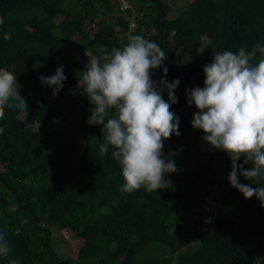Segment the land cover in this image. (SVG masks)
<instances>
[{
  "label": "trees",
  "instance_id": "1",
  "mask_svg": "<svg viewBox=\"0 0 264 264\" xmlns=\"http://www.w3.org/2000/svg\"><path fill=\"white\" fill-rule=\"evenodd\" d=\"M0 18V68L22 85L25 123L41 120L33 133L12 109L0 119V231L12 245L10 258L20 264H264V208L230 186L226 153L194 151L203 132L192 128L194 106L185 99L186 88L204 86L212 49L198 55L203 40L233 52L264 42V0H179L174 7L172 0H0ZM130 33L158 43L167 54L166 79L180 80L171 106L180 135L163 149L180 171L166 173L171 184L153 192L121 190L120 166L111 148L100 155L102 125L87 123L90 105L76 87L87 61L81 58L122 47ZM60 65L67 79L53 97L38 77ZM160 77L153 70V79ZM191 158L197 164L188 168ZM54 228L73 241L54 248Z\"/></svg>",
  "mask_w": 264,
  "mask_h": 264
},
{
  "label": "clouds",
  "instance_id": "2",
  "mask_svg": "<svg viewBox=\"0 0 264 264\" xmlns=\"http://www.w3.org/2000/svg\"><path fill=\"white\" fill-rule=\"evenodd\" d=\"M3 23L0 18V25ZM10 38L7 33L3 37L5 41ZM212 45V40L206 39L196 48L198 55L211 48L212 56L203 66L204 86L186 88V103L197 110L190 123L202 130L201 139L210 152L219 150L228 155L230 186L245 199L255 196L264 208V42L235 52L217 51ZM86 56L76 87L90 105L87 123L102 125L100 155L111 148V156L120 166L121 190L132 193L141 188L147 192L168 188L171 182L165 174L180 171L174 160L163 154L165 140L180 135L179 117L171 107L178 102L175 89L180 80L166 79L167 54L155 41L130 33L122 47ZM157 68L161 70L158 80L153 79ZM38 79L55 97L67 77L60 65L53 75ZM21 87L13 71L0 68V119L6 108L12 109L17 121L39 133L41 120L25 123L29 106ZM70 92L75 95V91ZM240 177L250 183H241ZM209 205L206 202L205 206ZM11 253L7 234L0 231V259L20 264L18 258H10Z\"/></svg>",
  "mask_w": 264,
  "mask_h": 264
},
{
  "label": "rangeland",
  "instance_id": "3",
  "mask_svg": "<svg viewBox=\"0 0 264 264\" xmlns=\"http://www.w3.org/2000/svg\"><path fill=\"white\" fill-rule=\"evenodd\" d=\"M173 2V7H174V4L178 5L179 4V0H172ZM84 57V58H83ZM81 58V62H84L88 59L87 56H83ZM197 111L196 108L194 107V112ZM209 147L206 142H204L201 138H199L195 148H194V151L195 152H198V153H202L205 148ZM175 152V155H177V153L179 154L180 157H183V155L180 153V151H174ZM186 164V167L188 168H191V167H195L196 164H197V159H187V163L185 162ZM191 173V171H190ZM216 185H213L212 188H215ZM210 198H208V203L210 204ZM211 205V204H210ZM211 217V215H210ZM209 217V218H210ZM207 224H210L209 223V220H208V223ZM209 227V226H208ZM263 236H264V232H263ZM61 241L60 244H58V241ZM71 241H73L72 239V236L68 233H64L63 231H60L56 228L52 229V243H53V246L54 248H59V249H63L65 248V246L68 244V243H71ZM74 243V242H73ZM194 241L192 244H189L185 249H189V247H194Z\"/></svg>",
  "mask_w": 264,
  "mask_h": 264
},
{
  "label": "built area",
  "instance_id": "4",
  "mask_svg": "<svg viewBox=\"0 0 264 264\" xmlns=\"http://www.w3.org/2000/svg\"><path fill=\"white\" fill-rule=\"evenodd\" d=\"M125 7H126V5L124 4V5H123V8H125Z\"/></svg>",
  "mask_w": 264,
  "mask_h": 264
}]
</instances>
